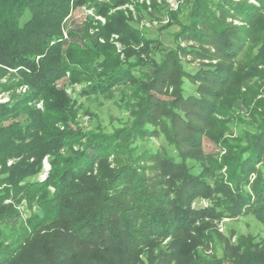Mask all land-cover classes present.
Here are the masks:
<instances>
[{
    "label": "trees",
    "instance_id": "16d2710c",
    "mask_svg": "<svg viewBox=\"0 0 264 264\" xmlns=\"http://www.w3.org/2000/svg\"><path fill=\"white\" fill-rule=\"evenodd\" d=\"M256 2L258 5L245 0H193L195 4L191 7L190 21L181 25L174 35L176 39L187 38L198 44V49L186 48L188 53L191 50L202 52L204 56L221 62L220 66H213L212 69L208 65L191 74L185 71L179 74L198 82L195 93L183 97V105L190 106L189 109L176 112V117L186 125L191 135L184 138L186 144L197 143L203 121L205 123L206 115L211 114V107L215 105L213 99L226 91L225 86L236 73V69L230 66L231 61L237 58L243 47L258 42L259 49L254 59L256 62L264 61V0ZM68 3L69 0H0V64L16 69L20 80L9 81L6 88L27 86L26 92L14 96L10 104H0V163L8 157H25V162H17L6 168L8 174L4 181L10 183L0 190V224L10 216L14 202L25 199L29 203L36 202L41 213L33 212L28 222L33 223V230H40L32 234L35 251L31 249V256L25 259L28 260L26 264H75L80 258L81 264H137L136 253L141 246L148 247L152 239L168 236L173 240L167 250L161 251L162 248H159V260L156 262L151 257L148 264H221L220 261L205 263L204 259L196 253L193 256L189 248L182 244L184 237L178 239V234L184 235L192 230L195 221L184 204L194 197L203 196L208 187L189 172L185 163L169 161V164H162L161 153L143 151L131 154L127 156L130 159L120 164L119 169L105 170L104 173L100 161L114 152L115 138L89 133L88 142L81 151L49 161L51 167L68 165L63 170H56L57 174L53 175L54 192L48 191L47 182L39 187L34 183L20 185L25 176L40 170L42 156L62 147L71 148L86 135L69 132L70 127L66 122L55 116L63 114L68 102L64 91L56 87V81L63 77L71 82L78 80L79 74L83 72L76 63L86 60V56L77 48L70 49L72 52L68 53L70 64L61 56L62 43L58 42L60 22L68 12ZM24 8L31 11V16L19 24ZM229 17L241 19L246 25L237 27L227 21ZM114 24L118 28L116 31L125 38L139 37L137 28L127 20ZM53 40L56 41L50 45ZM206 47H212L213 52ZM108 53L104 50L100 55L110 57ZM35 56H38V60H35ZM170 57L175 63V55ZM107 59L108 62H100L102 67L119 64L117 59L113 62ZM180 66L178 62V68ZM117 81L118 78L110 80V76L104 74L96 87L108 86ZM179 94H183L181 88ZM205 96V101H202ZM38 100L45 103L44 112L36 108L35 102ZM191 101L193 103L190 104ZM197 101L202 103L197 106ZM198 107L199 111H196ZM151 111L150 106L140 110L138 120H135L127 136L135 137L136 133L143 136L147 133L146 124H156ZM18 116V119L9 121L10 117ZM261 119L257 125L258 132L246 146L235 148L234 156L223 162L230 169V183L240 185L238 189L264 157V116ZM4 121L9 124L3 125ZM57 124L63 126L62 131L54 126ZM164 133L179 151L178 156L185 157L170 132L165 130ZM118 151L123 153L124 148ZM136 162L155 163L156 166L150 167L155 171L153 177L165 173L180 178L182 182L175 191L174 199L155 192L157 178L153 180L146 176L142 166L135 168L133 163ZM95 163L97 172L92 174ZM253 192L257 202H264V181L254 185ZM249 197L244 195L242 199L234 198L235 205L231 209L227 207V210H232L233 214L239 213L244 205L250 204ZM162 207L170 209L166 213L161 211ZM210 214L207 210L201 213L202 217ZM0 245H3L2 239ZM16 247L13 248L14 252L21 248ZM177 248L179 252L174 250ZM5 250L0 246V264H4L9 257L6 255L9 250ZM193 257L197 260L194 261ZM245 260H248V264H264V258L254 255L248 246L235 263L242 264Z\"/></svg>",
    "mask_w": 264,
    "mask_h": 264
},
{
    "label": "rangeland",
    "instance_id": "374dc122",
    "mask_svg": "<svg viewBox=\"0 0 264 264\" xmlns=\"http://www.w3.org/2000/svg\"><path fill=\"white\" fill-rule=\"evenodd\" d=\"M245 1L258 5L256 0ZM193 4V0H69L68 12L60 22L58 42L62 43L61 56L70 64L68 53L72 52L70 49L77 48L86 56V60L76 63L83 72L79 74L78 80L71 82L63 77L56 81V87L64 91L68 102L63 114L55 116L66 122L70 127L69 132L86 135L71 148L62 147L42 156L40 170L36 174L25 176L20 185L34 183L39 187L47 182L48 191L54 192L53 175L57 174L56 170H63L68 165L51 167V158H63L81 151L88 142L89 133L111 135L115 138L116 146L113 153L100 161L104 173L105 170L119 169L120 164L130 159L127 156L131 154L150 151L161 153L162 164H169V161L185 163L189 172L207 185V192L203 196L194 197L184 204L195 221L191 231L177 236L179 240L181 237L185 238L182 239V244L189 248L193 256L197 254L205 263L220 261L221 264H236L248 246L254 255L264 258V202H257L253 192L254 185L264 181V157L244 179L243 186L239 189L237 187L240 185L230 183V169L223 164L226 158L234 156L235 148L246 146L258 132L257 125L264 116V61L256 62L254 59L259 49L258 42H251L252 45L243 47L237 58L231 61L230 66L236 69V73L225 84L226 91L213 99L215 105L211 107V114L206 115L205 123L203 121L197 143L186 144L184 138L191 135L186 125L176 117V112L189 109L190 106L183 105V97L194 94L198 82L179 74H183L181 71L191 74L202 66L209 65L212 69L221 64L219 59L204 56L202 52L191 50L188 53L186 48L198 49V44L191 39H176L174 36L181 25L190 21ZM24 10L19 24L31 16L30 10ZM120 20H127L137 28L139 37L125 38L116 31L118 28L114 27V22L118 23ZM227 21L237 27L246 25L241 19L229 17ZM55 41H51L50 45ZM177 46L183 50H179ZM207 49L213 52L212 47ZM104 50L110 53V57L100 55ZM173 55L176 57L175 63L170 57ZM107 58L110 62L117 59L119 64L102 67L100 62H108ZM163 59L164 63L161 64ZM35 60H38V56H35ZM178 62L181 64L180 68ZM85 68L88 70L85 71ZM16 73V69L0 64V104H10L14 96L26 92V85L6 88L9 81H20ZM104 74L110 76V80L116 77L119 81L96 87ZM179 88L182 95L179 94ZM205 98L206 96L201 100L205 101ZM201 103L197 101L196 104L198 106ZM35 105L44 112L45 103L42 100L36 101ZM147 106L153 110L151 113L156 124H146L147 133L143 136L136 131L137 136H127L135 120H138L140 110ZM195 110L199 111V107ZM19 117H10L9 121ZM7 124L8 121L3 122V125ZM54 126L62 131L63 126ZM165 130L178 142L185 157L178 156L179 151L168 141ZM92 139L93 137L90 140ZM123 148V153H119L121 151L118 150ZM21 161L25 162V157H8L0 163V190L10 183L4 181L8 174L6 168ZM97 163L93 166L92 174L97 172ZM133 164L135 168L142 166L146 176L153 180L157 178L155 192L174 199L175 191L182 182L180 178L165 173L153 177L155 171L152 168L156 164L152 162ZM244 195L250 196V204L244 205L243 210L236 214L227 210V207L231 209L235 205L234 198L242 199ZM169 209L170 207H162L161 211L167 213ZM206 210L211 213L210 216L202 217L201 213ZM33 212L41 213L36 202L21 200L14 202L10 216L2 220L0 239L3 245L0 246L10 251H4L9 256L4 264H26L28 260L25 259L31 256V249L35 251L32 234L40 229L33 230V223L28 222ZM152 240L148 247L141 246L138 249L137 264H148L151 257L157 262L159 248L166 251L173 239L168 236ZM16 246L21 248L14 252ZM174 250L180 251L178 248ZM80 259L75 264H81ZM193 260L196 261L197 258L193 257ZM244 262L242 264H248V260Z\"/></svg>",
    "mask_w": 264,
    "mask_h": 264
}]
</instances>
